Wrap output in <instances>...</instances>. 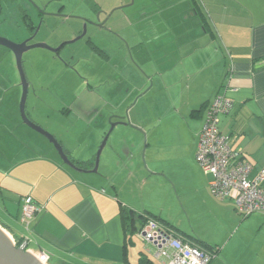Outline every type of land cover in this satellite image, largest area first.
<instances>
[{
	"label": "crops",
	"instance_id": "0c3cea01",
	"mask_svg": "<svg viewBox=\"0 0 264 264\" xmlns=\"http://www.w3.org/2000/svg\"><path fill=\"white\" fill-rule=\"evenodd\" d=\"M70 1L40 0L38 20L41 28L60 23L63 35L50 43L56 47L100 14L105 27L87 26L95 61L86 91L104 96L79 95L54 70L51 96L40 95V77L31 81L28 116L42 126L44 111L57 119L74 115L85 134L49 132L85 170L94 168L110 119L116 127L98 172H78L23 123L15 95H0V227L24 242L13 226L22 224L21 200L30 196L44 209L29 232L37 248L29 250L46 253L47 264H167L141 230L128 227L127 208L191 245L214 249L210 264H264V212L244 218L234 204L217 200L211 176L194 160L206 111L225 93L233 109L220 116V131L247 161L264 167V0H92L96 11L88 0L85 10ZM36 21L26 18L29 34ZM122 119L128 126L118 124ZM157 182L172 202L154 201ZM170 203L182 207L181 221L167 212Z\"/></svg>",
	"mask_w": 264,
	"mask_h": 264
},
{
	"label": "rangeland",
	"instance_id": "374dc122",
	"mask_svg": "<svg viewBox=\"0 0 264 264\" xmlns=\"http://www.w3.org/2000/svg\"><path fill=\"white\" fill-rule=\"evenodd\" d=\"M88 1L89 2L87 5H90V9H92V11H96L97 10L96 5L93 4L92 0H88ZM84 2L85 1L83 0H71L68 6L73 7L74 9L78 8L85 10ZM39 5H40V0H22L20 2L19 0H0V37H5L16 43H20L30 38L31 34H29V32H27V30L24 29L26 28L27 22L25 15H23V9H26L30 15L35 17V19L37 20L36 21L37 27H39L40 25V20H38L40 17L38 14V12H40ZM99 15L100 14L96 13L97 23H100ZM59 28H60V23L52 24L50 26L44 25L42 28H40L39 33L34 35V37L32 38V43H46L50 45V43L56 42L57 39L63 35V30L59 31ZM93 35L94 38L96 37L99 38L100 36L99 33ZM75 37L65 41H71ZM45 38L49 42L41 41V39H45ZM88 39H89V34H87L84 39L79 40L76 43L66 45V47L61 50L62 51L60 52L61 55L60 54L55 55L54 53L42 48L31 49L24 54L23 63H24V70L27 80L31 83V81L35 78V76L36 77L38 76L37 79H39L40 77L39 82L41 84L40 86L41 96H46V97L51 96L52 90H48L49 87L48 82L51 74H54V70L59 71L58 75L61 76L60 78H63L65 82L69 81L70 83H72V86L76 88L79 95L85 94V96L93 97L97 100H100V98L104 96L101 89L94 90V92L92 93L86 91V87L89 82L87 74L88 72H90L88 67H90V63L94 65V61H95L92 58L93 56L92 52L89 50L87 46ZM65 65L67 66L69 65L70 66L69 69H67L66 68L67 66ZM97 65L99 64H96V66ZM74 71L77 74V77L71 74ZM14 83H16L17 87H13ZM22 92L23 89L21 85V77L18 70L15 54L11 50L0 46V95L3 94L4 96L9 95V98L15 95L17 99L15 102L16 104L15 111L19 114H20V102H21ZM62 95L65 96L64 93ZM68 95L71 96V94ZM32 98H33V91L31 90V92H29L27 99V108H26L27 113L32 112ZM40 110L41 112L44 111L42 106H40ZM48 112L50 111L42 112L43 116L47 117V120L45 122L44 121L42 122V127L44 129L48 131L56 129V130H60L63 133L68 131L70 134H73L74 131H77L78 129L82 130L81 126L79 127L80 123L76 125L77 119L73 117L74 115L70 117L71 119H66L63 117L57 119L55 117L51 118ZM74 126L75 128L73 129ZM85 133L86 131H84V134ZM187 153L188 150L185 151L186 155ZM152 192L154 193L153 199L156 203L172 202V200L167 199L168 197L167 190L164 185H161V183L157 182L155 186H153V188L151 189V193ZM168 211L172 213L173 217L179 219V221L183 219L181 217L182 216L181 212L185 214V212L182 210V207L179 206V203H176V205L173 206L172 203H170V207L167 208V212ZM13 231L18 233L19 235L22 234L26 238L29 237L31 239V242L29 243V247L32 249L37 248L34 243L33 235L26 230L23 224L18 225L14 223Z\"/></svg>",
	"mask_w": 264,
	"mask_h": 264
},
{
	"label": "built area",
	"instance_id": "2783aa9c",
	"mask_svg": "<svg viewBox=\"0 0 264 264\" xmlns=\"http://www.w3.org/2000/svg\"><path fill=\"white\" fill-rule=\"evenodd\" d=\"M232 109L233 101L225 93L216 94L206 111L195 160L211 176V194L221 202L234 204L236 211L246 218L264 212V167L256 168L247 161L233 149L230 136L220 131V116L230 114ZM21 201V222L32 232V223L44 207L30 196ZM140 234L157 246L156 257L167 264H210L216 256L214 251H205L175 237L154 219L147 221ZM33 254L44 264L48 263L46 253Z\"/></svg>",
	"mask_w": 264,
	"mask_h": 264
},
{
	"label": "water",
	"instance_id": "95a60500",
	"mask_svg": "<svg viewBox=\"0 0 264 264\" xmlns=\"http://www.w3.org/2000/svg\"><path fill=\"white\" fill-rule=\"evenodd\" d=\"M91 23L92 25L96 26H102L103 24H97L94 21H86V23L83 26L82 34L78 35L71 41H66L60 44L58 47H52L46 43H35L30 44L32 41V37L30 39H26L25 41L21 43L13 42L10 39H7L5 37H0V46L5 47L9 50H11L16 57V62L18 66V70L21 77V85H22V97L20 102V116L25 125H27L29 128L33 129L37 133L41 134L45 138L49 140L51 144H53L55 150L57 151L58 155L60 156L62 162L70 167L71 169L78 171V172H92L97 173L100 165V159L103 149L108 144V141L110 139L111 134L114 131V128L116 127V124H114L111 119V128L105 135L103 141L101 142L99 149L96 154L95 158V164L94 168L91 170H85L80 168L66 153L64 147L62 146L61 142L48 130L44 129L42 126L35 123L27 113V99L30 91V82L27 80L25 70H24V61L23 56L24 54L34 48H42L46 49L54 54H58L62 48H64L66 45H70L73 43H76L79 40H82L87 35V24ZM118 124L123 126H128V123L123 122V119ZM31 242V239L29 237L25 238L24 242L17 246V242L12 240L10 236H8V233L4 229L0 227V264H44L42 261H40L29 249V243Z\"/></svg>",
	"mask_w": 264,
	"mask_h": 264
},
{
	"label": "trees",
	"instance_id": "16d2710c",
	"mask_svg": "<svg viewBox=\"0 0 264 264\" xmlns=\"http://www.w3.org/2000/svg\"><path fill=\"white\" fill-rule=\"evenodd\" d=\"M122 214L124 216V219L126 221H129V225L128 227L132 228V230H134L136 232V230H142V228L145 226V224L147 223L148 220H150L151 218L149 217H145L144 215L142 214H136L134 211L130 210V209H127V208H123L122 209ZM22 216V215H21ZM156 220V219H154ZM157 221V220H156ZM159 222V221H157ZM135 223L138 224V229H136V225ZM160 223V222H159ZM161 224V223H160ZM164 228H166L167 230H170L168 229L166 226H164L163 224H161ZM17 242V246L21 245L23 243V239L21 241H16ZM30 247L28 246V249ZM211 251H215L214 249L211 250ZM216 253V252H215Z\"/></svg>",
	"mask_w": 264,
	"mask_h": 264
},
{
	"label": "flooded vegetation",
	"instance_id": "af4514ba",
	"mask_svg": "<svg viewBox=\"0 0 264 264\" xmlns=\"http://www.w3.org/2000/svg\"><path fill=\"white\" fill-rule=\"evenodd\" d=\"M20 1H22V0H19V2ZM42 11V9H40V12ZM40 12H38V13H40ZM23 15H25V17L26 18H28V19H31V15L27 12V10L26 9H23ZM40 18V17H39ZM31 23V25L33 26L34 25V23L32 24V22H30ZM86 23V22H85ZM89 24H91V23H89ZM97 24V23H96ZM99 24V23H98ZM101 24V23H100ZM41 26H42V22H40V25H39V27H37V25L34 27L33 26V31L30 33L31 35H30V38L32 37H34V35H36V34H38L39 33V29L41 28ZM87 26H88V24H87ZM99 27H105L104 26V24L102 25V26H99ZM80 34H82V32L80 33ZM80 34H78V35H80ZM77 35V36H78ZM76 36V37H77ZM30 38H28V39H30ZM25 41V40H24ZM23 42V41H22ZM66 42V41H65ZM21 43V42H20ZM63 43V42H62ZM30 44H35V43H32V41L30 42ZM60 46V45H59ZM58 47V46H57ZM66 47V46H65ZM63 49V48H62ZM61 49V50H62ZM60 54V52L58 53V54H55V55H59Z\"/></svg>",
	"mask_w": 264,
	"mask_h": 264
},
{
	"label": "bare ground",
	"instance_id": "6f19581e",
	"mask_svg": "<svg viewBox=\"0 0 264 264\" xmlns=\"http://www.w3.org/2000/svg\"><path fill=\"white\" fill-rule=\"evenodd\" d=\"M7 233V232H6ZM8 236H10L9 234H8ZM11 238V237H10Z\"/></svg>",
	"mask_w": 264,
	"mask_h": 264
}]
</instances>
